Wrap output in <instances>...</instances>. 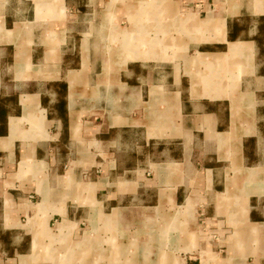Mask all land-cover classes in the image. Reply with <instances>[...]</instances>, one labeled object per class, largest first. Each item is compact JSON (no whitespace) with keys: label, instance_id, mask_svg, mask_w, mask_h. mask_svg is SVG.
Returning a JSON list of instances; mask_svg holds the SVG:
<instances>
[{"label":"crops","instance_id":"1","mask_svg":"<svg viewBox=\"0 0 264 264\" xmlns=\"http://www.w3.org/2000/svg\"><path fill=\"white\" fill-rule=\"evenodd\" d=\"M0 264H264V0H0Z\"/></svg>","mask_w":264,"mask_h":264},{"label":"rangeland","instance_id":"2","mask_svg":"<svg viewBox=\"0 0 264 264\" xmlns=\"http://www.w3.org/2000/svg\"><path fill=\"white\" fill-rule=\"evenodd\" d=\"M155 10H156L155 5H150V6L147 5L148 33L147 34H138V35H142V36L147 37L149 43H156L155 41H158V43H160V45L155 48L156 49L155 50L156 54L158 55L159 59H161V60L166 59L168 61L169 60H173L175 57L172 56V55L167 54L169 49L171 50V49L177 47L176 41H175L176 38L170 35L171 25L172 24L169 23L170 24V29H169L170 44H169V48L167 46H165L163 48L162 47V43H161L162 42L161 41L162 40L161 32L156 30V27H157L156 24L159 23V21H161L160 20L161 18H159L158 14H154ZM172 21H173V19H172ZM172 21L170 20V22H172ZM151 32H153V34H154L153 36H151ZM112 38L113 39H112V47H111V56H113L114 59H116V58L120 59L121 57L119 58V56L116 55L117 54L116 52L118 51V48H119L118 47V43H121L125 39V37L121 36V40L122 41H120L119 35H117V36L115 35L114 36V34H113ZM143 38L141 40H143ZM116 40H118V41H116ZM232 52L239 53V52H236L234 47H233ZM226 57H228V56H226ZM232 61L233 60L230 57L225 59V61L223 60V62H221V67H226L229 70V74L226 76L228 79H230V80H235L236 79V80L239 81V76L238 75L234 76V73L232 74V71H233L232 70L233 69L232 68V64H233ZM235 74H236V72H235ZM135 139H136V133L135 132L128 134V136H125L124 143L122 144L123 146H121V156L122 157L127 159L128 158L127 153L128 152L131 153L132 150H135V148H136L135 141H134Z\"/></svg>","mask_w":264,"mask_h":264},{"label":"bare ground","instance_id":"3","mask_svg":"<svg viewBox=\"0 0 264 264\" xmlns=\"http://www.w3.org/2000/svg\"><path fill=\"white\" fill-rule=\"evenodd\" d=\"M134 39V38H133ZM140 40V39H139ZM147 40V39H146ZM130 41V40H129ZM134 41V40H133ZM156 43H149V47L148 48H141L138 50L137 55L139 56H146L145 52H149L150 55V60L151 59H159L158 55L156 54V47H158L160 45V43H158V41H155ZM131 43V42H130ZM133 43V42H132ZM136 43V42H135ZM162 43V42H161ZM128 44V43H127ZM148 44V43H147ZM130 45V44H129ZM153 49V50H152ZM131 54V53H130ZM129 55V54H128ZM135 56V55H134ZM160 61H163L161 59H159Z\"/></svg>","mask_w":264,"mask_h":264}]
</instances>
